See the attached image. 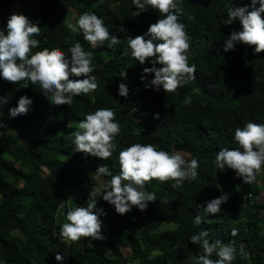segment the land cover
Masks as SVG:
<instances>
[{
	"label": "trees",
	"instance_id": "1",
	"mask_svg": "<svg viewBox=\"0 0 264 264\" xmlns=\"http://www.w3.org/2000/svg\"><path fill=\"white\" fill-rule=\"evenodd\" d=\"M12 3H18L33 23L39 17L48 25L33 37L40 41L33 53L59 48L70 58L69 47L79 41L92 54L99 87L74 96L71 105L57 106L38 84L24 88L23 82L10 83L0 76V100L7 99L0 105V264H193L192 258L203 249L190 237L201 230L209 231L210 242L234 244L232 264H264V202L260 208L252 199L264 189V166L252 183H244L233 170L217 169L214 163L220 148L239 147L234 141L237 127L249 121L264 124V52L253 55L252 47L239 43L234 50H223L228 34L241 29L239 20L223 25L229 6H249L250 11V0H181L189 64L197 71L195 80L172 93L162 87L145 88L153 74L143 69L151 63L140 64L130 49L127 56L121 55L127 37L145 35L160 18L156 10L149 7L136 15L132 0H0V30H6ZM84 12L102 18L120 43L109 48L106 41L93 47L81 31L73 32L69 21L76 24ZM121 82L128 87L127 97L118 94ZM21 96L32 103L26 115L13 118L8 110ZM186 96L191 97L188 105L183 103ZM97 108L114 109L121 128L114 140L116 150L107 160L75 151L73 133L79 121ZM157 113L159 119L154 118ZM133 143H151L187 160L197 159L198 176L179 187H173L172 180L149 181L146 190L155 193L156 201L144 211L133 206L120 215L101 192L94 191V184L97 189L111 178L98 175L96 168L107 165L118 175L119 151ZM223 193L229 199L220 205L221 211L206 214L201 206ZM93 199L106 213L100 217L109 225L107 231L101 228L105 239L81 238L68 244L56 222L58 208L61 203L65 211L66 205L86 207ZM197 213L203 220L199 225ZM232 228L237 229L236 236L230 235ZM112 236L130 254H123ZM57 252L65 256L62 262L55 260ZM210 258L218 259L215 253Z\"/></svg>",
	"mask_w": 264,
	"mask_h": 264
},
{
	"label": "clouds",
	"instance_id": "2",
	"mask_svg": "<svg viewBox=\"0 0 264 264\" xmlns=\"http://www.w3.org/2000/svg\"><path fill=\"white\" fill-rule=\"evenodd\" d=\"M138 10L136 15L152 8L160 14L156 22L147 29L149 38L145 35L127 37V47L121 52L122 56L129 54L140 64L146 61L151 67H145L144 73H152L153 77L145 83V88L157 91L162 87L167 93H172L189 80H195L197 71L195 64H189V36L185 25L180 22L182 12L181 0H132ZM258 5V6H257ZM249 6H229L227 19L223 25H231L239 20L241 29L231 31L224 41L223 50H234L235 46L244 44L253 48V55L264 52V0H250ZM78 26V27H77ZM73 31H81L83 38L93 47L104 45L108 47L120 43L116 35L110 33L102 18L95 13H82L76 24H69ZM40 35V27L22 13H11L7 19L6 30H0V76L4 80L21 84L27 88L29 83L38 84L42 93L53 105H71L74 96L88 94L99 87L92 66V54L86 51L79 41L73 43L68 53L70 58L59 48H38L40 41L33 38ZM159 64L160 67H156ZM71 77H77L72 79ZM84 77V78H79ZM126 79V72L121 74ZM145 76H141L144 80ZM118 94L127 97L128 87L121 82ZM7 99L0 100V105ZM32 101L27 96H21L15 107L9 108V116L15 118L26 115ZM183 103H191V97L186 96ZM2 115V112H0ZM159 119V114H154ZM2 122V120H0ZM121 128L116 122V112L112 108H97L88 113L77 125L73 133L75 151L82 152L101 160L112 157L116 150L115 137ZM234 141L238 148H220L215 155L217 169H231L244 183H252L264 166V124L249 121L242 128L234 131ZM242 149V150H241ZM119 174L113 175L107 165L100 164L96 168L98 175L110 176L107 182H101L96 191L101 192L103 200L113 205L116 213L124 215L132 207L144 211L149 202L156 201L154 192L146 190V183L158 180L161 183L175 181L173 187H179L183 181H194L198 176L199 162L197 159H185L179 152H169L157 148L154 144L133 143L122 148L118 154ZM229 199L227 193L204 203L206 214L215 215L221 211L220 205ZM97 200L93 199L86 207L69 208L66 212L67 222L60 226V236L65 241L76 242L81 238L103 240L101 232V216L106 215L102 208L96 207ZM60 207H64L61 203ZM66 208L69 205L65 206ZM197 213L195 223L202 222ZM238 234L236 228L230 230V235ZM209 231L201 230L190 237L191 243L200 245L203 254L193 257V264H232L237 249L234 244L224 243L217 239H208ZM218 259H211L212 254ZM239 254L243 256L244 247L241 245ZM65 256L59 252L55 260L62 262Z\"/></svg>",
	"mask_w": 264,
	"mask_h": 264
},
{
	"label": "rangeland",
	"instance_id": "3",
	"mask_svg": "<svg viewBox=\"0 0 264 264\" xmlns=\"http://www.w3.org/2000/svg\"><path fill=\"white\" fill-rule=\"evenodd\" d=\"M29 11L33 12L34 9H32V10L30 9ZM14 12H15V13H21V12H22V9L20 8V6H19L18 3H12V4H11L10 13H14ZM0 19H1V16H0ZM74 21H75V20L72 21V19H71V20L69 21V24H70L71 22L74 23ZM37 22H38V26H39L40 28H47V27H48V25H47V23L45 22V20L40 19L39 17H36V19H35V23H37ZM260 174H261V171H260ZM92 182H93V180H92ZM93 184H94V182H93ZM93 189H94V191H96V185H95V184H94ZM221 189H223V190H227V188H226V187H223V186H221ZM237 191L240 192V186H238ZM252 199H253L257 204H259L260 208H262V204H263V202H264V189H261L260 191H258V192L256 193V195L253 196ZM69 208H74V206L69 205L68 209H69ZM66 212H67V211H65L62 207L58 208L57 213H56V222H57V224H60V225H61L62 223L67 222V220H66ZM104 212H105V210H104ZM100 219H101V218H100ZM108 226H109L108 223L102 221V227H103L104 231H107V230L109 229ZM112 239H113V241H114L116 244H119V243H120L119 239H118L116 236H112ZM67 243L70 244V241H67ZM119 246H120V250H121V252H122L123 254H125V255H126V254H130L131 250H130L128 247H124V246H122L121 244H119Z\"/></svg>",
	"mask_w": 264,
	"mask_h": 264
},
{
	"label": "bare ground",
	"instance_id": "4",
	"mask_svg": "<svg viewBox=\"0 0 264 264\" xmlns=\"http://www.w3.org/2000/svg\"><path fill=\"white\" fill-rule=\"evenodd\" d=\"M245 193H247V192H245ZM249 196V195H248Z\"/></svg>",
	"mask_w": 264,
	"mask_h": 264
}]
</instances>
